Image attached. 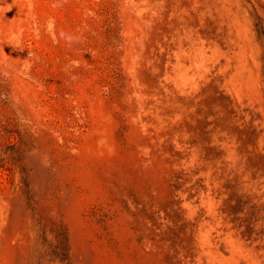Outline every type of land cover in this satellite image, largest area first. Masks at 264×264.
<instances>
[{
    "label": "rangeland",
    "instance_id": "1",
    "mask_svg": "<svg viewBox=\"0 0 264 264\" xmlns=\"http://www.w3.org/2000/svg\"><path fill=\"white\" fill-rule=\"evenodd\" d=\"M0 264H264V0H0Z\"/></svg>",
    "mask_w": 264,
    "mask_h": 264
}]
</instances>
